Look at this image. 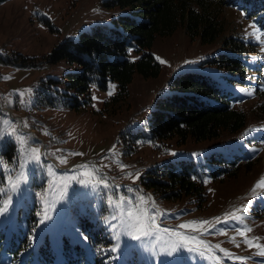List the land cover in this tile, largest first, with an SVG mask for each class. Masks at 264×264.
Here are the masks:
<instances>
[{"label": "rangeland", "instance_id": "374dc122", "mask_svg": "<svg viewBox=\"0 0 264 264\" xmlns=\"http://www.w3.org/2000/svg\"><path fill=\"white\" fill-rule=\"evenodd\" d=\"M105 1H0V57L11 59L20 55L29 59L24 64L0 61V136H3L0 152L5 143L11 142L18 156L16 168L0 161L4 175L2 187H8V180H27L21 184L22 193L0 196V202L12 196L9 211L0 215V228L6 233L15 231L20 222L16 210L20 208L23 215L27 204L36 203L37 224L30 237L33 247L48 236L53 249L59 252L64 236L71 246L78 243L86 248V237L78 225L86 217L111 235L113 244L100 247L105 264H241L235 257L246 258L243 264H264V256L257 254L259 249L249 248L245 237L236 231L251 228L247 238L264 246V185L256 188L264 181V114H260L264 103V26L255 19L264 16V5L259 4L262 10L255 17L235 0L223 6L225 37L231 35L246 46L243 56L248 66L244 69L225 70L206 61L215 53L227 51L222 38L203 43L179 26L171 34L157 35L153 41L150 51L160 65L157 75L145 77L135 72L128 86L127 100L106 108V102L116 94L115 81H109L106 89H99L96 81L91 80L87 90L79 92L64 76L79 66L65 59L47 60L51 50L65 39H76L80 31L96 24L110 25L114 17L130 11L128 7H107ZM131 57L136 58L137 54L131 53ZM185 70L208 73L220 87L231 92L236 97L232 106L248 114L247 125L237 135L223 134L219 139L206 141L187 138L180 143L176 136L152 139L148 134L134 137L133 132L145 125L154 101L169 94L170 79ZM33 147L40 150V164L29 163L34 158ZM219 155L228 158L227 172L213 178L209 159ZM61 156L67 160L66 164L59 162ZM177 159L195 164L205 187L203 201L196 197L163 200L141 184L147 170ZM121 164L127 167L121 170ZM82 165L89 167L84 169ZM93 170L94 176L81 175ZM230 171L235 174L233 177L226 175ZM128 173L133 176L139 173L140 178L133 182ZM101 178H106L109 188L102 184L85 187L77 182H95ZM62 185H67L66 196H62ZM140 196L151 198L145 207L156 215V223L161 228L186 238L196 237V240L173 252V247L181 243L175 235L160 233L158 238L144 241L124 236L121 213L133 209ZM117 197L124 198L122 205L110 206V198L119 203ZM250 202L242 223L216 221L215 218L243 209ZM45 209L51 219L40 223ZM237 215L244 216V213L237 212ZM195 221H211L205 227H211L212 231L201 235L198 231L179 228L180 224ZM201 240L211 248L199 244ZM116 243L120 244L121 251L111 252ZM189 246L197 250L189 252ZM27 250H22L17 257L7 253L6 246L2 247L0 264H24ZM106 255L109 256L106 258Z\"/></svg>", "mask_w": 264, "mask_h": 264}, {"label": "trees", "instance_id": "16d2710c", "mask_svg": "<svg viewBox=\"0 0 264 264\" xmlns=\"http://www.w3.org/2000/svg\"><path fill=\"white\" fill-rule=\"evenodd\" d=\"M226 3V0H106L104 5L107 7H128L130 11L114 17L110 25L96 24L80 31L76 39H65L51 50L47 60L57 62L65 59L76 63L79 69L66 72L64 76L69 85L79 92L86 91L91 80L96 81L99 89H106L109 81H115L116 94L106 102V108L127 100L128 86L135 72L145 77L157 75L160 65L150 51L153 41L157 35L171 34L179 26L203 43L222 38V45L227 51L215 53L206 61L225 70L240 71L245 68L243 52L246 46L231 35H224L222 14ZM131 53L137 54V57L132 58ZM0 61L24 64L29 59L17 55L11 59L0 57ZM168 87L169 94L154 101L145 125L133 132L134 137L148 134L152 139L176 136L180 143L187 138L206 141L219 139L223 134L237 135L247 125L248 114L231 105V92L220 87L208 73L182 71L170 79ZM77 106L74 100L73 107ZM260 111L263 115L264 103ZM17 158L15 145L5 143L0 161L7 167L16 168ZM226 160L228 158L220 155L210 157L211 177L224 176L227 172ZM226 175L233 177L235 174L230 171ZM3 178L0 171V187L4 184ZM141 182L163 200L196 197L203 201L205 187L190 160H172L147 170ZM36 209V203L27 204L23 215L19 209L17 218L20 222L15 231L6 233L0 228V249L6 246L8 253L17 257L22 250L28 249L24 264H105L100 247L113 244L111 235L86 217L78 221L79 229L87 240L86 248L78 243L71 246L64 236L59 254L47 236L33 247L30 237L37 224Z\"/></svg>", "mask_w": 264, "mask_h": 264}, {"label": "snow or ice", "instance_id": "6c2138e0", "mask_svg": "<svg viewBox=\"0 0 264 264\" xmlns=\"http://www.w3.org/2000/svg\"><path fill=\"white\" fill-rule=\"evenodd\" d=\"M159 59V58H158ZM161 63H165V61L160 60ZM186 63H191V62H186ZM243 91V90H242ZM248 94H251V92H249ZM109 95H111V92H109ZM27 126V125H25ZM0 139H3V136H0ZM23 138H20V143L22 144ZM114 152V148L112 150ZM31 152L34 154V158L32 160L29 161V163H35V164H40L41 163V159H40V150L39 148H31ZM70 155H83L82 153H71ZM173 156L176 155V153H172ZM195 155V154H193ZM59 162L61 164H66L67 160L61 156L58 157ZM21 167H24V165H21ZM84 169H87L89 166L88 165H82L81 166ZM105 167H107V165H105ZM120 169L123 170L125 167V165H119ZM94 172L95 170H93V172H83L81 173L82 176H94ZM128 178H132L133 182H135L136 179H139V173L135 174V176H133L132 173H128ZM73 179H76V177H73ZM78 183L83 184L85 187H89V185H91L92 188L97 187L98 185L102 184L104 188H109L110 185L107 183L106 178H101L99 180H96L95 182L93 181H85V180H77ZM27 180L24 179L22 181H16L13 182L11 180H8V187L4 188V187H0V196H3L7 193H11V194H20L22 193L23 189L21 187V184H26ZM262 185H264V181L259 182L256 185V188H260ZM66 188L67 185H62V196H66ZM131 191V190H129ZM119 203H115L113 201L112 198L109 199V205L112 207H120L122 205V203L124 202V198L123 197H117ZM151 198H145L144 196H140L138 198V203L137 205L127 211L126 213H121V227L123 229V235L126 237H130L131 240L134 241H144V240H151V239H155L158 238L160 236V233H164L166 235H175L177 237H179L181 243H179L178 245L173 247V252H179V250L183 247H185L186 245H189L192 243V241L196 240V237H185L183 236L181 233L175 232V231H171L167 228H161L157 223V217L155 214H152L149 209L147 207H145V205L147 204V202L150 200ZM129 203H131V201H129ZM12 204V196L8 195V198L6 200H4L3 202H0V215H3L5 213H7L9 211V207ZM251 207V202L249 203V205L245 206V208L243 209H238L230 214H225V217L220 218L217 217L215 218L216 221L218 223H229L230 221H235L237 223H242L244 217L247 215L249 209ZM152 208H155V202H152ZM237 212H241L244 213V216L241 215H237ZM45 219H51L50 216L47 215V209H45L44 211V217L41 219L40 223H44ZM212 222L211 221H195L192 223H186V224H180L179 228L180 229H191L193 232H200L201 235H206L209 232L212 231V228H206V225H211ZM214 227V226H213ZM236 231L238 232V234L242 237H245V244L249 247V248H257L259 249V252L257 253L260 256H264V246L258 244V243H253L252 240L247 238V233L251 232L252 229L251 228H237ZM116 239L119 240L120 239V234H118L116 236ZM256 240H258L259 238H255ZM232 242H235V238H233ZM199 244L203 245L205 248H211L210 245H208L206 242L204 241H198ZM237 247H239V245H236ZM217 248L219 247L218 245L216 246ZM187 250L189 252L192 251H196L197 249L195 247H187ZM111 252H119L121 251L120 248V244L116 243L111 249ZM227 254V253H226ZM201 255H203V253H201ZM227 255H231V254H227ZM178 258V257H177ZM235 259L240 260L241 264H243V262L246 260V258L243 257H235Z\"/></svg>", "mask_w": 264, "mask_h": 264}]
</instances>
